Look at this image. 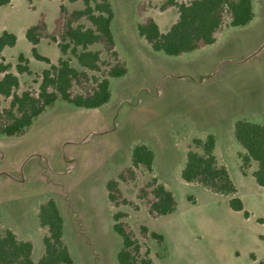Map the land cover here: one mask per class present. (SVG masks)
Returning a JSON list of instances; mask_svg holds the SVG:
<instances>
[{"label":"rangeland","instance_id":"374dc122","mask_svg":"<svg viewBox=\"0 0 264 264\" xmlns=\"http://www.w3.org/2000/svg\"><path fill=\"white\" fill-rule=\"evenodd\" d=\"M165 1L109 0L114 49L127 72L110 79L106 104L81 109L57 100L24 134L0 136V234L9 229L29 241L34 264L42 256L46 234L39 225V207L50 199L62 216V239L72 264H117L122 245L112 228L117 211L124 213L122 221L138 240L140 253L147 250L153 264H257L264 259V187H258L250 175L255 165L246 175L240 173L232 136L235 120L259 122L264 114V0H251L254 16L245 26L230 27L224 16L213 44L179 56L152 51L137 33L136 24L145 17H152L161 32L168 30L177 13L173 8L161 11ZM61 5L69 12L84 7L81 1L69 0H32L31 4L10 0L0 7V35L7 31L16 37L15 45L5 48L2 56L18 77V95L36 94L41 72L49 67L32 57L25 31L41 14L52 31ZM79 23L90 26L85 19ZM36 49L50 64L69 58L70 65L80 70L69 52L62 55L47 40ZM88 49L100 51L102 72L113 64L101 45ZM19 54L27 58L30 74L17 73ZM79 91L73 86V93ZM10 100L0 96V111L9 107ZM207 133L216 137L218 155L248 218L230 209L229 196L179 178L192 138ZM135 144L153 152V170L140 165L133 168L132 179L118 180L116 208L105 185L130 166ZM152 176L175 198L170 215L148 211ZM152 232L163 237L161 244Z\"/></svg>","mask_w":264,"mask_h":264},{"label":"trees","instance_id":"16d2710c","mask_svg":"<svg viewBox=\"0 0 264 264\" xmlns=\"http://www.w3.org/2000/svg\"><path fill=\"white\" fill-rule=\"evenodd\" d=\"M31 4L32 0H25ZM81 1L83 8L68 11L59 6L58 16L54 20L52 31L47 29L44 16L25 31V38L31 44V55L36 61L49 67L41 72L37 93L24 91L16 94L19 85L18 77L10 72L11 66L4 63L2 51L13 47L16 37L3 31L0 35V96L10 98L9 107L0 111V136L13 137L25 133L33 120L59 100L81 109H95L106 104L111 97L110 79L126 74V66L118 60L110 24L113 12L109 0H69ZM10 0H0V7ZM175 9L176 20L163 33L152 17H145L136 24L137 33L154 52L167 56H179L196 51L215 42V34L220 29L224 16H228L230 27H241L253 19L251 0H189L177 2L166 0L159 7L161 11ZM140 10L141 7L139 6ZM85 19L90 23L86 27L79 23ZM41 40L55 44L62 55L68 52L76 59L80 70L70 65V59H59L56 65L50 64L47 57L40 55L36 45ZM94 44L102 46L103 51L113 60V64L102 72L100 69V51L88 48ZM17 73L30 74L28 60L23 54L18 55ZM88 72L99 73L89 76ZM84 83H91L84 87ZM79 92L73 93V86ZM232 136L238 149L233 155L242 175L250 172L258 187H264V114L259 122L237 119L232 124ZM154 154L144 144H135L130 150V166L117 175V179L106 182L107 198L114 207L120 204L118 180L133 178V168L142 165L147 171L153 170ZM179 178L185 183H194L217 195L229 196L231 210L242 212L245 218L249 214L243 203L236 197V188L230 179L226 166L217 151V140L212 133L192 138L179 170ZM148 188L151 200L148 211L151 214L167 216L176 208L173 194L152 176ZM123 201V200H122ZM124 213L117 211L112 215L114 232L121 238V248L116 253L117 264H153L148 251L140 253V244L127 230L122 221ZM39 225L46 229L42 237L43 253L37 264H72L70 254L63 243V219L53 200L40 205L38 212ZM146 231L142 228V232ZM151 237L159 244L163 237L152 232ZM32 245L29 241L19 239L11 230L0 234V264H34ZM251 260L255 257L250 255ZM257 264H264V259Z\"/></svg>","mask_w":264,"mask_h":264},{"label":"crops","instance_id":"0c3cea01","mask_svg":"<svg viewBox=\"0 0 264 264\" xmlns=\"http://www.w3.org/2000/svg\"><path fill=\"white\" fill-rule=\"evenodd\" d=\"M158 24V23H157ZM159 26V25H158ZM159 29H160V27H159ZM161 31V30H160Z\"/></svg>","mask_w":264,"mask_h":264}]
</instances>
